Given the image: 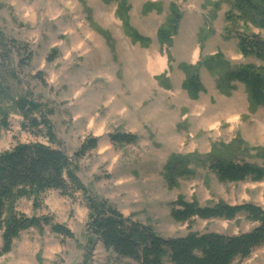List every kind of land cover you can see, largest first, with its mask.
<instances>
[{
	"label": "rangeland",
	"instance_id": "rangeland-1",
	"mask_svg": "<svg viewBox=\"0 0 264 264\" xmlns=\"http://www.w3.org/2000/svg\"><path fill=\"white\" fill-rule=\"evenodd\" d=\"M232 1L126 0L131 25L151 39L143 48L124 35L116 2L0 0V37L10 43L0 46V89L6 96L0 107L7 114V128L0 127V153L19 144L41 143L76 160L85 143L97 138V147L78 158V176L94 197L107 200L125 218L150 226L165 238L189 232L235 236L252 230L256 224L242 214L232 220L195 217L186 223L170 215L180 196L200 207L222 202L264 209V179L222 183L200 159L215 149L224 158L264 169L260 154L264 108L252 110L242 84L235 83L230 96L219 93L217 76L204 66L215 56L229 68L256 63L239 52L236 28L226 32L225 16ZM149 2L161 3V13L143 15L142 7ZM171 4L181 18L171 44L163 46L156 32ZM98 28L108 34L110 43ZM251 29L264 39V29ZM183 65L193 66L205 88L197 100L181 87L186 77ZM17 97L43 107L59 146L21 128L23 118L10 101ZM117 134L136 135L138 141L115 144L112 137ZM173 154L190 158L194 175L169 189L163 169ZM81 194L51 190L36 207L30 200H20L17 212L48 217L73 238L59 236L48 226L30 228L13 241L0 264H138L118 259L94 239L90 243L88 209ZM234 264H264V245Z\"/></svg>",
	"mask_w": 264,
	"mask_h": 264
},
{
	"label": "trees",
	"instance_id": "trees-1",
	"mask_svg": "<svg viewBox=\"0 0 264 264\" xmlns=\"http://www.w3.org/2000/svg\"><path fill=\"white\" fill-rule=\"evenodd\" d=\"M104 2H116L115 14L121 21L124 35L133 44L148 48L151 39L141 35L131 25L130 6L126 0H104ZM151 11L161 13V3L149 2L143 5V15ZM86 12L88 22L93 25L88 8ZM180 18L179 10L171 4L169 16L156 32V39L160 45L171 44L173 37L177 34ZM225 20L227 33L232 28L237 30L236 39L241 55L253 58L256 63L251 62L229 68V64L219 56H215L206 61L204 66L211 74L217 76L216 88L219 93L230 96L235 90V83H239L244 87L252 110L258 107L264 108V39L252 33L251 29V27L264 29V0H233ZM97 31L110 43V37L105 31L99 28ZM5 43L8 42L0 37V46H5ZM182 72L186 75L181 85L182 89L186 91L190 99L197 100L201 93H205L199 75L190 65H183ZM3 98L6 96L0 89V102ZM10 101L13 109L23 118L21 128L24 131L34 135L43 134L50 145H60L48 115L38 102L27 97H17L16 100ZM0 115L3 117L0 127L7 128L5 121L7 114L1 107ZM112 140L119 145L135 144L138 137L117 134L112 137ZM97 142V138L88 140L77 152L76 160L69 158L61 149L41 143L19 144L0 153V233L2 238L0 257L9 253L13 241L30 228L42 230L44 226H48L59 236L73 238V234L66 227L53 224L48 217H29L16 211L20 200H30L35 206L51 190L59 191L67 196L81 191L88 209L86 228L91 237L90 243L92 239L102 243L103 249L111 252L118 259H128L138 264H234L236 261L249 258L256 248L264 245V209L254 204L231 206L220 202L214 206L200 207L198 203L187 202L181 196L172 203L170 215L179 223L189 222L195 217L202 220L215 218L232 220L242 214L256 224L252 230L235 236L189 232L184 236L165 238L150 226L125 218L107 200L94 197L78 176V158L87 149H95ZM260 154L264 156V151H260ZM200 159L222 183L243 182L248 178L254 181L264 179L263 168L224 158L218 155L215 149ZM190 163V158L178 154L168 158L163 169V176L169 189L175 188L180 179L194 175Z\"/></svg>",
	"mask_w": 264,
	"mask_h": 264
},
{
	"label": "bare ground",
	"instance_id": "bare-ground-1",
	"mask_svg": "<svg viewBox=\"0 0 264 264\" xmlns=\"http://www.w3.org/2000/svg\"><path fill=\"white\" fill-rule=\"evenodd\" d=\"M161 66H162V68L165 67V62H164V60L161 61Z\"/></svg>",
	"mask_w": 264,
	"mask_h": 264
}]
</instances>
